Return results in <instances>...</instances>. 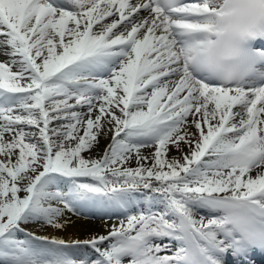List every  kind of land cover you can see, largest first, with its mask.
I'll return each instance as SVG.
<instances>
[{
  "label": "snow or ice",
  "instance_id": "6c2138e0",
  "mask_svg": "<svg viewBox=\"0 0 264 264\" xmlns=\"http://www.w3.org/2000/svg\"><path fill=\"white\" fill-rule=\"evenodd\" d=\"M262 42L264 0H0V264H253Z\"/></svg>",
  "mask_w": 264,
  "mask_h": 264
},
{
  "label": "bare ground",
  "instance_id": "6f19581e",
  "mask_svg": "<svg viewBox=\"0 0 264 264\" xmlns=\"http://www.w3.org/2000/svg\"><path fill=\"white\" fill-rule=\"evenodd\" d=\"M146 153L151 151V149H145L144 150ZM175 153L174 152H171L169 153V155H174ZM73 219H76L75 217H73ZM109 223H112V222H109ZM91 231L95 232V233H98V234H107L105 231H104V227H103V223H99L97 220L96 221H93L89 226ZM73 232H76L80 238H84L86 235H87V231L78 224V226L74 229H70L69 230V233H62L60 235H63L65 236V238L68 237V235L72 234Z\"/></svg>",
  "mask_w": 264,
  "mask_h": 264
}]
</instances>
